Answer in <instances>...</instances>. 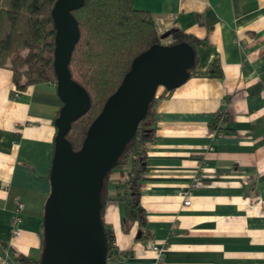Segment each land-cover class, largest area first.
<instances>
[{"label": "crops", "instance_id": "0c3cea01", "mask_svg": "<svg viewBox=\"0 0 264 264\" xmlns=\"http://www.w3.org/2000/svg\"><path fill=\"white\" fill-rule=\"evenodd\" d=\"M133 7L150 14L159 36L182 32L205 43L195 75L155 102L139 185L149 240L164 249L162 264H264V0H133ZM213 60L221 79L202 75ZM55 98L53 83L18 91L0 68V264L6 251L7 264L41 255ZM193 177L203 186L184 207ZM116 189L107 186L110 195ZM18 203L20 233L12 238ZM102 222L127 254L123 264L151 263L154 253L136 241V224L124 223L122 203L107 201Z\"/></svg>", "mask_w": 264, "mask_h": 264}, {"label": "trees", "instance_id": "16d2710c", "mask_svg": "<svg viewBox=\"0 0 264 264\" xmlns=\"http://www.w3.org/2000/svg\"><path fill=\"white\" fill-rule=\"evenodd\" d=\"M56 0H0V68L12 74L16 90L28 86L53 83V37L50 11ZM78 29V40L73 47L68 72L70 78L88 95L89 108L70 124L65 135L73 152H77L91 122L99 115L104 102L120 85L131 62L139 54L164 39L155 30L150 14L133 7V0H83L82 6L71 12ZM168 45L185 44L193 51V67L188 78L195 75L197 50L205 46L203 40L182 32L169 35ZM221 79V69L213 60L202 74ZM148 104L147 110L130 141L125 145L116 164L102 178L99 218L107 201H118L123 206V221L137 226L136 241L145 243L151 235L146 228L144 209L140 205L139 185L145 171L146 148L155 133V102L167 97L170 91L161 89ZM256 92V88L249 91ZM61 106L60 101L55 98ZM218 130L217 118L214 121ZM109 184L117 185L113 195ZM104 227L106 258L111 254L123 257L112 245L109 230ZM14 261L20 264H40L38 259L21 255Z\"/></svg>", "mask_w": 264, "mask_h": 264}, {"label": "water", "instance_id": "95a60500", "mask_svg": "<svg viewBox=\"0 0 264 264\" xmlns=\"http://www.w3.org/2000/svg\"><path fill=\"white\" fill-rule=\"evenodd\" d=\"M82 3L56 0L50 11L54 28L52 68L61 107L53 122L55 136L50 190L42 215L40 264H105V231L99 218L102 178L116 164L156 91L178 88L193 67V51L182 43L154 45L136 56L89 125L80 149L73 152L65 135L70 124L89 108L88 95L71 80L67 68L78 40L71 12Z\"/></svg>", "mask_w": 264, "mask_h": 264}, {"label": "built area", "instance_id": "2783aa9c", "mask_svg": "<svg viewBox=\"0 0 264 264\" xmlns=\"http://www.w3.org/2000/svg\"><path fill=\"white\" fill-rule=\"evenodd\" d=\"M169 43H170L169 38H165L161 45L165 46V45H168ZM202 186H203V183L200 181L199 178L197 177L192 178V183L189 185L188 191L182 194V196L185 199L182 202V205L184 207L189 205L188 196H189L191 189L200 188ZM21 209H22V205L18 203L9 221L10 235L12 238L18 237L20 233L18 225L20 223L19 213ZM112 245L115 247L114 242H112ZM144 247L147 250H150L154 253V257L150 264H162L163 263L165 251L162 247H160L158 244H156L155 242L151 240L145 242ZM9 255H10V252L6 251L5 258L3 259L2 264H7L6 262H7V259L9 258ZM105 264H123V256L110 254L107 258H105Z\"/></svg>", "mask_w": 264, "mask_h": 264}, {"label": "rangeland", "instance_id": "374dc122", "mask_svg": "<svg viewBox=\"0 0 264 264\" xmlns=\"http://www.w3.org/2000/svg\"><path fill=\"white\" fill-rule=\"evenodd\" d=\"M159 90H161V89H159Z\"/></svg>", "mask_w": 264, "mask_h": 264}, {"label": "bare ground", "instance_id": "6f19581e", "mask_svg": "<svg viewBox=\"0 0 264 264\" xmlns=\"http://www.w3.org/2000/svg\"><path fill=\"white\" fill-rule=\"evenodd\" d=\"M159 90V89H158Z\"/></svg>", "mask_w": 264, "mask_h": 264}]
</instances>
